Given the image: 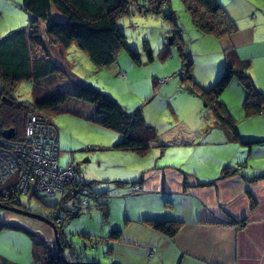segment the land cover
Segmentation results:
<instances>
[{
	"label": "crops",
	"instance_id": "obj_1",
	"mask_svg": "<svg viewBox=\"0 0 264 264\" xmlns=\"http://www.w3.org/2000/svg\"><path fill=\"white\" fill-rule=\"evenodd\" d=\"M218 1L236 29L222 38L204 33L199 36L201 41L210 45L203 47L209 49L203 50L199 55L202 69L197 75L199 79L198 77L194 79L202 88L211 86L223 70V49L231 47L240 59L248 61L247 73L254 87L264 95V15H261L264 11L261 13L262 8L249 0ZM19 7L24 10L20 4ZM252 14L253 22L249 18ZM245 17L249 19V24L239 27L236 22ZM48 42L49 44L45 45L46 50L61 68L62 63L57 57L61 58L62 48L57 43L49 40ZM72 44L63 49L72 47ZM42 54L40 52V56ZM173 83L178 85L175 80ZM183 84L186 92L181 102L191 111L192 117L194 116L192 124H197L194 128L198 129L200 124L202 128L201 117L204 119V116L200 109L204 103L188 82ZM230 87L236 102L235 109H232L229 101L221 97L222 95L220 100L230 114L239 112L242 116L241 103L245 97V90L237 80L232 82ZM228 88L224 91L230 93ZM78 102L86 108L87 113H84L86 116L95 115L94 122L101 119L95 114L94 105ZM204 115L205 121L210 125L201 133L199 131L192 140L171 141L168 132L172 128L166 130L167 138H163L164 135H157L158 143L151 147H159L155 154L160 152L159 157H163L162 159L155 156L150 160H142L143 158H137L139 154L134 155L136 157L131 155L133 151L111 155L113 159L109 161L108 166L122 169L123 172H114L106 168L105 171L109 173L98 181L97 191L90 187L94 192L102 194L100 202L107 211L104 218L100 209L95 206L97 210H94L99 212L102 222L106 224L99 233L88 229L90 235L99 237H91L89 241L92 242L93 238L94 241L103 242L107 247L104 256L109 260L105 264H264V164L251 163L254 156L255 159L264 160V151L253 152L256 145L264 146V122L260 123L258 131L246 133L236 125V122L234 128L221 126L209 107ZM209 115L215 120L210 119ZM197 116H200L199 119ZM260 117L258 114L247 117L245 125L252 123V126L247 127L253 128L255 121L260 120ZM235 130L238 137L235 136ZM210 135L216 138L214 142H210L218 149L220 157L213 155L212 159L202 158L197 154L195 159L197 149L198 153L203 151L201 147L208 143L207 138ZM197 139L200 142H197ZM118 140L120 138L115 139L113 143ZM241 141L250 143L244 144ZM148 152L139 157L145 156ZM123 156H127L128 159H122ZM129 160L132 161V166L128 163ZM239 165L242 167L235 172L221 176L222 168H237ZM124 169L131 172H124ZM76 171L78 179L86 182L79 176L78 168ZM108 182H112L113 185L107 184ZM116 182L124 183L117 185ZM132 182H138L142 192L126 194L127 185ZM150 219L177 220L181 225L176 234L169 237L152 228L147 222ZM87 221L90 223L92 219ZM9 229L1 230L0 237L5 233H13L14 228ZM115 231H118V236L109 237ZM29 240H24L27 257L16 259L0 252V262L35 263L34 244L30 238ZM99 254L100 252L90 254L91 257L81 258V261L89 260L104 264L103 259L106 258L100 259ZM67 260L73 261L74 256H68Z\"/></svg>",
	"mask_w": 264,
	"mask_h": 264
},
{
	"label": "rangeland",
	"instance_id": "obj_2",
	"mask_svg": "<svg viewBox=\"0 0 264 264\" xmlns=\"http://www.w3.org/2000/svg\"><path fill=\"white\" fill-rule=\"evenodd\" d=\"M249 1L262 8L261 13L264 11V0ZM20 2L21 0H0V37L13 29L28 25L29 15L19 7ZM138 4H130L128 6L129 12L116 20V26L124 33L127 47L138 54L139 62L132 59L125 47H119L114 53L115 58L112 63L96 65L89 59L87 53L79 49L74 43L68 49H63L59 44L60 48H62V55L61 58H58V56L57 59L62 63V70H58L53 75L35 82L26 79L16 82L13 92L14 98L18 101H33L34 98H40L39 95L41 94L46 96L54 94L56 91L61 93L72 92L76 90L77 84H88L117 101L125 113H131L138 108L141 109L145 124L152 126L158 136L164 135L163 138L169 136L171 141L176 142L173 138L181 137L179 128L182 126L180 125L189 127L187 130L193 133V138L198 135L199 131L201 133L203 129L210 125L205 121L206 116L204 115L208 107L202 106V109H200L201 114L204 116V119L201 117L203 120L202 128H200L201 124L198 121L197 123L200 126H198V129L194 128L197 126V124H192L195 120L194 116L192 117L191 111L186 106H183L181 102L185 97L186 91H184L185 86L180 80L178 72L181 68L180 53L182 52L192 61V80L198 84L195 79L196 77L199 79L197 75L202 69L201 56L199 55L203 50H208L209 48L203 47L210 44L206 45L201 41L202 39L199 36L202 33L192 23L190 15L181 0H165L159 6L144 4L142 0ZM260 12L257 14L258 18ZM261 15H264V13ZM249 18L253 22V14ZM247 23L249 24V19L246 17L236 22L239 27ZM37 26L44 44L48 45V36L44 29L45 21L39 20ZM171 36L174 37V41L169 42ZM144 42L151 50L152 61L147 58L148 52L144 47ZM163 78H167V80L160 82L159 80ZM174 80L178 82V85L173 83ZM234 81H236L235 78L232 79L228 86L227 90H230V93L223 91L224 93H221L222 96L220 95L229 101L232 109H235L236 105L231 93L233 91L230 89ZM40 113L45 114L58 131L59 165L63 166L69 161L74 162L75 167L79 169V176L87 183H90L94 191H97L96 185H98V181L108 175L107 173L109 172L105 171L106 168L114 172H123L121 171L122 169H113L108 166L109 161L113 159L111 155L123 153L120 150H112L110 148L111 143L115 139L121 138V134L94 122V118H96L94 114L86 116L84 114L87 113L86 108L77 100L66 99L63 103L56 106V110L46 109ZM233 113L231 115L235 119L236 125L246 133L258 131L260 123L264 122V117H260V120L255 121L253 128H248L247 126H252V123L245 125V121L250 116L245 117L243 110L242 116L239 115V112ZM199 117L197 116L198 119ZM210 117V119L215 120L213 116ZM169 128L172 129L167 136L165 132ZM207 139L208 143L201 147L203 151L198 153L197 149L194 154L195 159L197 154L202 158L212 159L213 155L220 157L218 149L212 146L211 143L216 138L210 135ZM198 140L196 141L200 142ZM155 142L158 143V139ZM259 146L260 149H258ZM107 148L111 150H106ZM156 150L159 151V147H151L148 150L149 152L142 157L132 151L127 152H132L133 154L131 155L133 156L138 155L137 158H143L142 160H150L152 157H159L160 152L155 154ZM257 151H264V146L256 145L253 152L256 153ZM121 158L128 159L127 156ZM255 158L256 156L252 157V164H264V160ZM128 163L131 166L133 165L130 160ZM129 170L124 169V172L130 173L131 171ZM107 184L113 185L112 182ZM86 187L88 188V186ZM114 188L119 189L117 187ZM58 197V194L54 196L43 194L37 196L22 195L21 200L27 209L32 210L31 212L36 211L38 214H43L48 210L47 207L52 205ZM72 198L70 197V200ZM90 209L68 221L64 227L63 234L71 241L73 250L76 251L75 254L79 257L87 259L91 257L90 254L100 252L99 258H106L104 252L107 247L103 242L94 241L93 238L91 242L89 241L91 239L84 238L89 234L88 229L99 233L106 224L102 222V217L96 211L97 208L92 202H90ZM90 219L92 221L89 223L87 220ZM0 220L9 225L14 223L30 231L39 232L43 235V241L47 244H51L54 241L51 227L39 219L1 208ZM3 230L10 229L6 228ZM12 232L5 233V235L0 237V252L16 259L27 257L25 252L27 246L24 244V240L30 241L29 235L22 229H14ZM39 250L41 251L42 248L39 247ZM70 255H72L70 249L64 248V258L67 259ZM108 260L107 258L103 259V263H107Z\"/></svg>",
	"mask_w": 264,
	"mask_h": 264
},
{
	"label": "trees",
	"instance_id": "obj_3",
	"mask_svg": "<svg viewBox=\"0 0 264 264\" xmlns=\"http://www.w3.org/2000/svg\"><path fill=\"white\" fill-rule=\"evenodd\" d=\"M163 1L165 0H142L144 4L158 6ZM181 1L188 11L192 23L201 33L222 38L236 29L218 0ZM138 2L141 0H21L20 5L29 15L28 25L13 29L0 37V136L3 129L13 128V139L19 140L23 136L28 114H40L51 121L40 112L46 109L56 110V106L66 99H75L94 105L95 114L101 117L96 123L121 134L120 140L113 143L111 149L133 151L144 155L152 145L156 144V130L145 124L141 109L125 113L117 101L88 84H77L76 90L72 92H56L46 96L41 94L40 98H34L33 101H18L13 96L16 82L24 79L35 82L62 70L46 50L37 26L39 20L45 21L44 29L49 41L60 44L62 47H68L74 43L79 49L86 52L89 59L96 65L112 63L115 58L114 53L119 47H125L132 59L139 62L138 54L127 47L124 33L116 26V20L129 12L128 6L133 3L139 5ZM170 39L174 41L173 36ZM144 47L148 52V60L152 61L153 56L146 42H144ZM38 51L43 53L42 56ZM180 56L181 68L178 72L180 80L191 85L193 91L202 99L204 106L212 110L216 121L221 126L234 128L235 125V119L220 100L221 93L234 78L245 90V97L241 103L245 116L259 113L264 105V95L254 87L252 79L247 73L248 61L240 59L231 47L223 49V70L218 79L208 88H202L192 80V61L182 52ZM235 136L238 137L236 130ZM241 142L250 143V141ZM241 167V165L237 168L224 167L221 176L235 172ZM12 181V179L8 181L7 185L12 186ZM116 183L122 185L124 182ZM82 184L88 186L90 191L99 197L94 201V205L100 209L105 218L107 216L106 207L102 202H99L102 194L94 192L90 188V183L82 182ZM133 184H138V182H132L127 187ZM31 196L36 195L33 193ZM16 201V203L12 200L5 201L0 188V204L30 210L22 202L21 196H16ZM65 202V198H58L47 207L48 210L41 214L51 221H53L50 217L52 211H55V215L60 217L59 222L53 221L61 243L60 250H57L55 241L47 244L39 232L30 231L14 223L9 225L0 220V231L6 228L24 230L34 244L36 262L33 264H68L62 257L64 248L70 249L74 260L81 261V257L75 254L73 244L63 234V230L68 221L87 211L90 205L87 210L75 212L70 210ZM52 207L54 209L58 207V210H53ZM147 222L152 228L169 237L174 236L181 225V222L177 220L150 219ZM117 232H112L109 237L118 236ZM91 237L99 238L90 234L84 238L91 239ZM39 247L42 248L41 251ZM0 264L13 263L2 261Z\"/></svg>",
	"mask_w": 264,
	"mask_h": 264
},
{
	"label": "built area",
	"instance_id": "obj_4",
	"mask_svg": "<svg viewBox=\"0 0 264 264\" xmlns=\"http://www.w3.org/2000/svg\"><path fill=\"white\" fill-rule=\"evenodd\" d=\"M167 78L159 80L165 82ZM264 117V105L258 113ZM180 142L193 138V133L180 127ZM58 132L56 127L47 118L40 114H28L23 136L18 139H6L0 136V188L4 200L16 203V196L22 195H47L58 198H68L66 205L70 210L79 212L87 210L90 202L97 200L82 182L79 181L74 162L69 161L65 166H60L58 157ZM13 180L11 185L7 182ZM142 192L138 184L130 185L126 194ZM70 197H73L70 200ZM58 210V207L53 209ZM52 211L50 217L54 222H59L60 217Z\"/></svg>",
	"mask_w": 264,
	"mask_h": 264
},
{
	"label": "water",
	"instance_id": "obj_5",
	"mask_svg": "<svg viewBox=\"0 0 264 264\" xmlns=\"http://www.w3.org/2000/svg\"><path fill=\"white\" fill-rule=\"evenodd\" d=\"M169 42H172L171 39H170ZM1 136L6 138V139L12 138L14 136L13 128H5V129H3L1 131ZM1 208L5 209V210H11V211L17 212V213L22 214V215H27V216L39 219V220L47 223L52 228L53 235H54V241H55V244L57 246V250L61 249V243H60V240H59L58 231H57L56 225L54 224L53 221H51L47 217H45V216H43L41 214H38L36 212H31V211H28V210H22L20 208H16V207L4 205V204H0V209ZM63 259L68 264H98L96 262H90V261H80V260L68 261L64 257H63Z\"/></svg>",
	"mask_w": 264,
	"mask_h": 264
},
{
	"label": "flooded vegetation",
	"instance_id": "obj_6",
	"mask_svg": "<svg viewBox=\"0 0 264 264\" xmlns=\"http://www.w3.org/2000/svg\"><path fill=\"white\" fill-rule=\"evenodd\" d=\"M62 257H64V255H62ZM67 260V259H66ZM73 261H75V260H73Z\"/></svg>",
	"mask_w": 264,
	"mask_h": 264
}]
</instances>
